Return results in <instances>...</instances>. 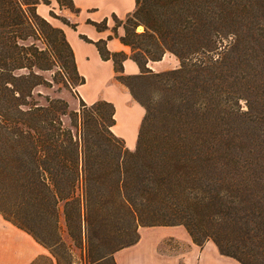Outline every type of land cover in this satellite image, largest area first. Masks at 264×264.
<instances>
[{"label":"trees","instance_id":"trees-1","mask_svg":"<svg viewBox=\"0 0 264 264\" xmlns=\"http://www.w3.org/2000/svg\"><path fill=\"white\" fill-rule=\"evenodd\" d=\"M50 1L0 0L2 219L50 251L56 264L53 249L62 241L61 222L68 238L86 242L90 264L136 245L140 228L156 227H183L194 245L212 242L221 255L240 264L264 260V134L257 128L253 103L243 94L248 80H242L243 69L253 61L250 54L264 49V0H166L168 12L157 16L145 10L147 0H136L132 15L144 31L120 38L141 69L136 77L121 75L126 55L95 44L101 58L113 62L116 81L145 110L132 151L111 132V104L88 106L78 96L85 121L79 128L76 123L64 127V102L46 99V105H31L28 86H5L10 72L41 70V52L33 44L24 46L37 37L31 15L56 37L49 55L65 70L63 46L79 82L76 88L84 84L63 32L36 12ZM165 54L178 60V69L161 74L146 69ZM191 73L199 79L185 80L194 77ZM210 75L225 80H207ZM152 78L172 81L185 92L193 86L185 115L192 122L146 144L149 111L127 82ZM241 98L248 103L246 112L233 104ZM106 129L109 138L103 136Z\"/></svg>","mask_w":264,"mask_h":264},{"label":"rangeland","instance_id":"rangeland-1","mask_svg":"<svg viewBox=\"0 0 264 264\" xmlns=\"http://www.w3.org/2000/svg\"><path fill=\"white\" fill-rule=\"evenodd\" d=\"M62 6H59L52 11L54 18L58 21L65 22L68 25H72V20L76 15V12L69 7L67 0H59ZM166 0H147L145 4V10L150 11L154 16L161 15L168 12L165 8ZM35 14V13H34ZM147 15V14H146ZM145 13L142 14L146 17ZM31 23L36 33V38L30 39L24 44L25 47L34 45L43 56L41 64V70L36 68L23 69L20 71L10 72L8 75L7 88H11L10 83H15L16 86L29 88L28 92L31 94V98L27 101L31 104L46 105V99L48 100H61L66 105V116L62 117V123L64 127H70L71 124L76 123L79 128L85 121L81 112L82 103L78 100L76 93V85L79 83L76 75L74 74L72 64L68 58V53L63 46H60V50L66 60V69L64 70L52 57L49 55L51 51L52 43L56 37L50 28L37 19L36 16L31 15ZM51 17V16H50ZM52 18V17H51ZM49 23V22H48ZM50 24V23H49ZM134 19L132 13L129 14L124 20L116 21V28L121 29V38H128V35L134 31L136 34H141L144 31L142 25ZM59 41V40H58ZM29 54V52H27ZM252 55L253 61L243 69L242 80H248V84L243 94H246L245 98L251 100L253 107L257 112V128L260 130L261 135L264 134V49L257 51ZM243 58L242 55H239ZM161 74V73H160ZM194 76V74H190ZM198 76L189 77L185 80H198ZM180 80V79H176ZM207 80H225L223 75L216 76L210 75ZM36 84H40L35 86ZM135 94V97L141 103H144L149 111L148 121L143 130V142L146 144L153 143L156 136H159L166 130H177L180 126H189L192 122V116L186 118L185 115L191 110V104L193 99L189 91L193 86L186 90H180V88H174L172 81H163L162 78L146 80L144 82H127ZM4 86V87H5ZM185 93V94H184ZM246 99H239L234 102L241 112L247 111L248 103ZM249 100V103H250ZM104 125L107 127L110 124L109 111L103 112ZM103 136L109 138L106 134ZM105 141V140H104ZM260 158L264 159V152L261 151ZM0 218L1 215H0ZM61 243L53 249L58 254L59 264H90L91 260L88 259L86 254V242H81V249L79 242H73L68 238L67 230L64 224L61 222ZM139 242L136 245L122 249L118 251L119 264H161L155 254L171 255L172 257H180L182 254H188L190 251L184 244V237H190L183 227H156V228H140L139 229ZM84 249V250H83ZM50 252V251H48ZM116 254V253H115ZM115 254L98 264H114ZM52 256V255H51ZM53 257V256H52ZM54 261L56 259L53 257ZM258 264H264V260L258 259ZM95 264V263H94ZM165 264V263H162Z\"/></svg>","mask_w":264,"mask_h":264},{"label":"crops","instance_id":"crops-1","mask_svg":"<svg viewBox=\"0 0 264 264\" xmlns=\"http://www.w3.org/2000/svg\"><path fill=\"white\" fill-rule=\"evenodd\" d=\"M71 2L78 10L70 19L72 26L50 17V12L58 7L54 0H51L48 6L38 5L36 12L42 19L63 32L72 50L78 75L84 79V84L76 88L78 96L88 106L97 102L113 106L115 123L111 132L132 151L137 144L145 110L134 101L129 90L116 81L113 62L103 60L95 44L101 43L110 54L126 55V59L122 61V76L136 77L141 74L140 67L130 58V48L120 41L121 29L115 26L116 21L124 20L134 11L136 0H71ZM96 25H100L101 29ZM178 68V60L170 54H165L161 61L146 65V69L153 74ZM184 244L190 251L188 254H182L180 257L155 254L154 257L161 264H240L221 255L212 242H207L199 248L184 237ZM118 253L114 256L115 264H119ZM0 264H56V262L50 253L27 233L0 218Z\"/></svg>","mask_w":264,"mask_h":264}]
</instances>
